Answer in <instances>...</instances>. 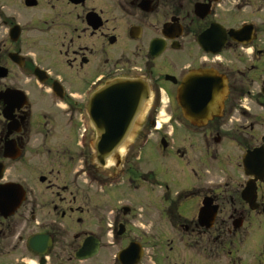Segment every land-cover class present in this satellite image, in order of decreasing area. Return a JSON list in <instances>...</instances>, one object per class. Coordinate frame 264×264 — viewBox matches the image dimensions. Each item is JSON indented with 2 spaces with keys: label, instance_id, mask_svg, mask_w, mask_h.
<instances>
[{
  "label": "flooded vegetation",
  "instance_id": "af4514ba",
  "mask_svg": "<svg viewBox=\"0 0 264 264\" xmlns=\"http://www.w3.org/2000/svg\"><path fill=\"white\" fill-rule=\"evenodd\" d=\"M6 1L0 264H264V131L246 104L255 99L264 110V7L255 0ZM120 81L147 92L134 108L124 100L117 107L115 93L111 107L91 110L93 98ZM110 123L124 140L101 148L102 138L114 137ZM150 139L193 178L189 192L172 196L173 185L166 193L151 176L177 231L157 259L148 218L140 222L126 198L146 176L123 158L134 140L140 155ZM234 146L240 173L225 157ZM249 151L253 175L244 167Z\"/></svg>",
  "mask_w": 264,
  "mask_h": 264
},
{
  "label": "rangeland",
  "instance_id": "374dc122",
  "mask_svg": "<svg viewBox=\"0 0 264 264\" xmlns=\"http://www.w3.org/2000/svg\"><path fill=\"white\" fill-rule=\"evenodd\" d=\"M21 1L22 0H8V2L6 1L5 3V7H23ZM254 2L256 4H261L262 7H264V0H255ZM253 100L255 99H248L246 104L251 107L253 111L260 113L258 116L260 117L259 123H261L260 130L264 131V110L256 104V100ZM144 144L145 146L143 149H145H142L143 151L139 155L138 151H140L141 145L139 140H134L131 145L133 152L123 156L126 164L132 165L138 170L140 169L146 176L143 178L144 181L132 183L134 185V187L131 185L133 191L131 194L128 193L126 198L129 199L127 202H130L135 211L139 213L138 218H140V222H142L141 219L143 217L144 219L148 218L147 223L145 221L143 222L147 231L149 230V239L152 240L150 244L154 246V249L152 248L150 251V255L153 256V259H157V257L159 255L162 256L164 252H169L168 243L175 237L177 231L170 229L167 220L163 216L162 201L160 197L161 189L158 187V183L152 181L154 179H152L151 176H156V180H160L163 183L166 193V185H173L174 190L171 191L172 196H176L175 191H177V193L189 192L190 189L187 186L191 184L193 178L191 177L186 164L181 162L178 157H175L172 150H170V152L165 151L164 156H161L162 147L159 140L150 139L149 141H144ZM237 150L238 148L236 146L227 149L225 157L230 165L233 166V170L236 172L239 171L240 173V169L237 166ZM228 169L231 170L230 166H228ZM153 171H155L156 175L152 174ZM175 179H180V183L175 184L174 186ZM184 182L186 183V186L184 185ZM184 200L190 201V197H186ZM103 201L104 203H102V207L105 204L107 208L109 203L105 200ZM175 201H178V197L175 198ZM110 203H112V201ZM133 228L136 230L143 229L142 226H134ZM173 260V256L170 255L169 261Z\"/></svg>",
  "mask_w": 264,
  "mask_h": 264
},
{
  "label": "water",
  "instance_id": "95a60500",
  "mask_svg": "<svg viewBox=\"0 0 264 264\" xmlns=\"http://www.w3.org/2000/svg\"><path fill=\"white\" fill-rule=\"evenodd\" d=\"M34 0H29L28 4H33ZM120 84V85H119ZM118 85L116 88H112L111 90H107L105 92H102L100 95L95 96L92 100V104H91V110H93L94 108H98V107H105V106H109L111 107V103L110 100H114L113 98H111L110 96L112 94L117 93V101H119L117 103V107H119L120 105H122L123 103L121 101L124 100V103H128L127 104H123L124 106L127 107V105H131L132 108H134L137 104V102L140 101L141 97L143 94H145L147 92V87L144 84H140L137 81H120L118 82ZM106 96V97H105ZM121 96V97H119ZM126 99V100H125ZM142 100V99H141ZM126 101V102H125ZM114 103V102H112ZM128 108V107H127ZM110 115H120V113L118 114H113L110 113ZM127 116L128 113L126 114ZM129 119V118H128ZM116 123H110L109 125L111 126V134H114L113 138L110 139L108 141V139L106 138H102V144H101V148L105 147L104 143H111L113 146L115 145L116 147L119 146L124 138L123 136L120 134V132L123 130L122 128L120 129L119 124L113 126ZM130 126V124H127V127ZM109 134V132H108ZM164 146L166 147L167 144L163 141ZM108 147V146H106ZM255 152L249 151L246 156H245V160H244V167L246 169V173L249 175H253V170H251V168H249V164H248V158L254 154ZM104 156L101 155V158H103Z\"/></svg>",
  "mask_w": 264,
  "mask_h": 264
}]
</instances>
